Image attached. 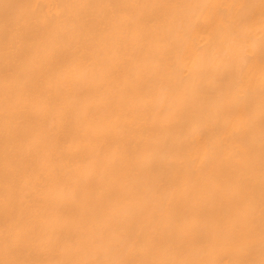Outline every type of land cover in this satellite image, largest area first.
Here are the masks:
<instances>
[{"label":"bare ground","instance_id":"obj_1","mask_svg":"<svg viewBox=\"0 0 264 264\" xmlns=\"http://www.w3.org/2000/svg\"><path fill=\"white\" fill-rule=\"evenodd\" d=\"M0 264H264V0H0Z\"/></svg>","mask_w":264,"mask_h":264}]
</instances>
